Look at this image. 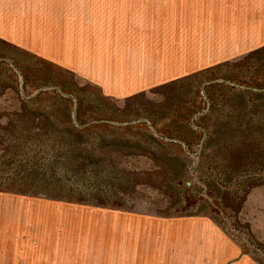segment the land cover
<instances>
[{"label": "rangeland", "instance_id": "374dc122", "mask_svg": "<svg viewBox=\"0 0 264 264\" xmlns=\"http://www.w3.org/2000/svg\"><path fill=\"white\" fill-rule=\"evenodd\" d=\"M235 4L18 0L0 30V264H264V48L244 56L253 13ZM234 15L247 42L218 57Z\"/></svg>", "mask_w": 264, "mask_h": 264}, {"label": "crops", "instance_id": "0c3cea01", "mask_svg": "<svg viewBox=\"0 0 264 264\" xmlns=\"http://www.w3.org/2000/svg\"><path fill=\"white\" fill-rule=\"evenodd\" d=\"M244 1L249 4H240V5L235 4V8L232 6V8L224 9V11H230L235 14L242 13V12L253 13V16H250L249 18L250 21L254 22L251 27L253 29H251V33H249V35L251 34L250 35L251 39L249 40L247 47L245 46L244 48L245 50L243 51L245 53L244 56H247V55L250 56L254 52L264 48V0H244ZM17 3H18V0H0V30L4 28L11 30L14 27L12 21L16 20L15 17H17L16 15L17 9H18ZM255 14H260V15L262 14L261 18L258 19L257 15L255 16ZM234 16L235 17L232 20L227 19L226 23L224 24V27L220 28L219 30L220 36L222 37L221 42L223 43H219V42H218L219 44L215 43L217 46L218 57L225 56L224 45L226 46V44H228L226 43L227 41H230V44H234V45L241 44V41L239 42L236 41L239 39H244L242 42H244L245 44L247 42V39H245V37L241 35L239 36L238 34H236V31L239 32L241 29L240 27L238 26L234 27L233 24H231V22L236 21L237 15H234ZM248 26L249 27L251 26L250 22H248ZM233 37H236V39H231ZM215 50H216L215 47L211 49L208 46L201 45L199 48V51H200L199 53H201V55H205V58H207L208 60L213 61V59H216V56L213 58H209V57L211 56L210 53L214 52ZM174 59H177V60H174L177 66L180 64L182 60L183 62H185V66L183 65L184 63L181 65H183L184 67L186 68L194 67L193 65L194 56L189 57V58L176 56V58ZM188 60L191 62L193 61L191 66L188 65ZM231 60H232L231 58L221 57V58L216 59L213 63L217 65H221L224 63H228ZM121 84L123 86L125 84L128 87L120 86L116 88L117 90L115 91L119 92V91H122L121 89H125L127 92H129V85L124 83L123 80L121 81Z\"/></svg>", "mask_w": 264, "mask_h": 264}, {"label": "trees", "instance_id": "16d2710c", "mask_svg": "<svg viewBox=\"0 0 264 264\" xmlns=\"http://www.w3.org/2000/svg\"><path fill=\"white\" fill-rule=\"evenodd\" d=\"M262 49H263V48H262ZM262 49H260V50H258V51H256V52H254L253 54H256L257 52L261 51ZM253 54H252V55H253ZM79 135L81 136L82 134H79ZM79 135H78V136H79ZM81 137H82V136H81Z\"/></svg>", "mask_w": 264, "mask_h": 264}]
</instances>
